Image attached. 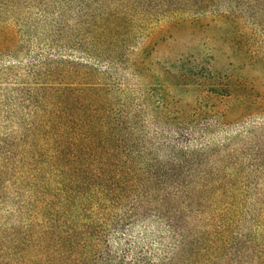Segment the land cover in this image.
Returning <instances> with one entry per match:
<instances>
[{"label": "trees", "instance_id": "16d2710c", "mask_svg": "<svg viewBox=\"0 0 264 264\" xmlns=\"http://www.w3.org/2000/svg\"><path fill=\"white\" fill-rule=\"evenodd\" d=\"M225 2L0 0V59L37 49L23 67L0 66L12 126L0 133V192L18 219L0 236V264H264V207L244 210L242 194L197 177L195 153L140 157L101 71L135 67L156 25ZM241 5L264 0H229ZM137 225L156 232L135 237Z\"/></svg>", "mask_w": 264, "mask_h": 264}, {"label": "rangeland", "instance_id": "374dc122", "mask_svg": "<svg viewBox=\"0 0 264 264\" xmlns=\"http://www.w3.org/2000/svg\"><path fill=\"white\" fill-rule=\"evenodd\" d=\"M233 7L226 0L214 14L156 25L151 41L133 51L135 67L101 71L140 157L157 166L195 153L197 177H214L223 195L242 194L243 209L253 211L264 207V6ZM30 48L22 59L1 57L0 66H25L37 52ZM10 88L0 84V101ZM10 125L0 104V133ZM8 194L0 199L4 238L18 225ZM155 232L156 225H137L132 234Z\"/></svg>", "mask_w": 264, "mask_h": 264}]
</instances>
